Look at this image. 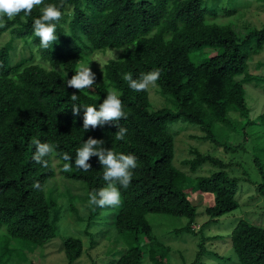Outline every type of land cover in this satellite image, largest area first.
I'll use <instances>...</instances> for the list:
<instances>
[{
	"label": "trees",
	"instance_id": "16d2710c",
	"mask_svg": "<svg viewBox=\"0 0 264 264\" xmlns=\"http://www.w3.org/2000/svg\"><path fill=\"white\" fill-rule=\"evenodd\" d=\"M204 1L87 0L84 4L83 0H66L61 8L65 14L55 29L57 40L48 49L40 47L32 27L43 5L30 15L21 12L12 20L4 18L0 36L8 30L12 39H32L48 63L45 67L33 62L32 52L30 57L11 61L12 40L0 48V228L5 227L8 238L42 245L56 235V227L49 220L54 202L48 201L43 192L45 180L55 173L51 155L69 162L62 158L66 152L74 161L77 148L91 137L103 140L104 148L134 155L138 162L129 187L120 188L122 203L114 213V226L130 245L110 264H142L145 247L152 264H169L165 258L168 247L152 233L146 215L185 216L187 223L176 229L177 233L194 231L197 215L185 188L186 175L173 162L174 135L169 123L182 117L196 124L205 133L203 139L226 152L243 147L247 126H264V112L251 118L244 89L246 83L264 82V74L247 70L249 58L263 49L264 23L240 28L231 23H209L207 16L217 14V9L207 8ZM44 4L59 7L60 0H44ZM132 44L134 48L129 47ZM121 46H127L121 57L103 66L104 78L117 92L127 114L119 121L127 129L125 139L116 141L115 123L84 130V108L76 116L72 112L73 104L98 110L109 87L99 82L79 92L67 87L66 80L75 75L82 51L90 54ZM204 48L217 51L198 63L189 59L192 50ZM157 69L158 90L172 97L175 112L164 107L151 109L148 91L137 92L122 79L125 73L136 79L142 72ZM261 87L264 90V83ZM73 94L78 97L76 101L71 99ZM220 126L239 131L241 142L231 144L227 139H218ZM35 140L55 146L45 158L47 167L32 159ZM193 154L185 161L190 170L205 162L219 167L193 182L198 191L213 193V203L204 208L207 216L214 219L237 208L238 178L226 172L229 163L209 152L194 149ZM89 163V171L75 167L67 174L85 184L88 196L106 186L98 157H91ZM255 165L262 177L260 192L264 193V166L258 160ZM35 182L40 183V190L34 187ZM105 208L90 205L88 220ZM204 242L201 237L188 264H203L204 254L209 253ZM230 242L239 264H264V225L239 219L230 233ZM62 249L68 264H72L81 256L83 244L78 237H67Z\"/></svg>",
	"mask_w": 264,
	"mask_h": 264
},
{
	"label": "rangeland",
	"instance_id": "374dc122",
	"mask_svg": "<svg viewBox=\"0 0 264 264\" xmlns=\"http://www.w3.org/2000/svg\"><path fill=\"white\" fill-rule=\"evenodd\" d=\"M87 3V0H83ZM207 8L217 9V14L207 16V22L217 24L231 23L235 27H260L264 23V1L262 0H205ZM234 10L225 14L224 10ZM66 27L67 24H64ZM67 28V27H66ZM65 28V29H66ZM155 30V29H154ZM153 30V31H154ZM152 31V32H153ZM12 40L11 61L16 62L21 57L33 54V62L48 67L37 46L32 39H12L7 30L0 36V48ZM135 44L129 45L134 48ZM127 46L105 47L92 51L90 54L82 51V59L78 64L89 65L95 73V83L103 82L113 89L104 78V65L110 59H118ZM217 51V50H216ZM211 48L196 49L189 53V59L198 63L208 56L215 54ZM30 57V56H29ZM248 72L255 75L264 74V45L259 53L248 60ZM264 82L246 83L244 89L250 105L251 118H257L264 112ZM151 109L164 107L175 112L172 97L159 92L157 85L148 90ZM169 131L174 135V165L185 173V188L188 198L195 204L197 215L192 228L194 231L176 229L187 223L185 216H172L163 213H148L146 219L152 227V233L168 247L165 258L169 264H188L195 256L201 237L205 238L203 264H239L230 242V233L239 219H244L256 226L264 225V193L259 184L262 177L257 170L255 160L264 166V126H247L246 140L243 147L235 152H226L210 140L203 139L204 131L196 124L185 121L182 117L171 121ZM241 132V131H240ZM218 139H227L231 144L241 142L239 131H230L226 126L218 128ZM228 134V138L226 136ZM194 149L209 152L223 162L229 163L226 172L238 178L235 198L238 207L217 217L210 219L204 212L207 205L213 203V193H203L196 189L193 182L196 177L209 175L219 169L209 162H205L194 171L185 163L193 157ZM54 175L45 180L43 192L48 201L54 205L49 208V220L56 227V235L42 245L17 238H8L4 226L0 228V264H68L62 249L63 240L67 237H78L83 244L81 256L72 264H110L124 250L130 242L124 235L119 234L114 226V213L117 207H106L91 220H88L90 204L85 184L79 180L67 177L75 169V160L63 162L51 155ZM72 163V170L65 172L63 165ZM147 248H144L142 264H152L147 258ZM165 264V263H162Z\"/></svg>",
	"mask_w": 264,
	"mask_h": 264
},
{
	"label": "clouds",
	"instance_id": "9594fccd",
	"mask_svg": "<svg viewBox=\"0 0 264 264\" xmlns=\"http://www.w3.org/2000/svg\"><path fill=\"white\" fill-rule=\"evenodd\" d=\"M43 5L41 15L33 21L32 27L34 35L39 38L40 47L48 49L49 46L57 40L55 32L56 25L64 16L61 8L66 5V0H60L59 7L54 4H44V0H0V24H3L4 18L12 20L21 12L30 15L34 8ZM160 78V70L140 73L139 77L134 79L131 73H125L122 79L126 81L129 87L137 92L148 91L156 86V82ZM95 84V73L92 72L89 65H81L75 75L66 80V86L79 92L84 89H92ZM73 101L78 99L77 95L71 96ZM81 107L84 108L83 129L88 130L91 126L95 128L98 125L107 123H115L118 131L115 132L114 139L122 141L125 139L127 129L119 124L121 119H126L127 114L123 110V104L117 92L111 88L108 89L106 97L100 103L99 109L93 106L72 105L73 115L79 114ZM35 151L32 159L44 167L48 166L49 157L54 150V145L50 143H42L39 140L33 141ZM104 141L89 137L83 142L82 146L77 148L75 153V167L87 172L91 169L89 160L91 157H98L99 163L103 168V180L106 186L89 194V204L100 208L120 207L121 192L120 188L127 189L131 183L133 170L138 167L137 158L132 154L116 153L111 149L103 147ZM64 161H71L72 156L68 153H62ZM72 163H65L63 170L70 172ZM119 186V187H118ZM37 190L41 189L39 182L34 183Z\"/></svg>",
	"mask_w": 264,
	"mask_h": 264
}]
</instances>
